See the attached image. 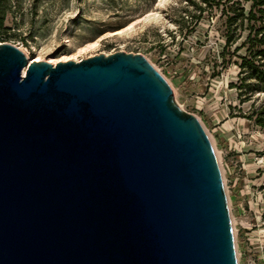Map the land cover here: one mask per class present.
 <instances>
[{
    "label": "water",
    "instance_id": "obj_1",
    "mask_svg": "<svg viewBox=\"0 0 264 264\" xmlns=\"http://www.w3.org/2000/svg\"><path fill=\"white\" fill-rule=\"evenodd\" d=\"M0 264H238L208 133L144 55L0 43Z\"/></svg>",
    "mask_w": 264,
    "mask_h": 264
},
{
    "label": "rangeland",
    "instance_id": "obj_2",
    "mask_svg": "<svg viewBox=\"0 0 264 264\" xmlns=\"http://www.w3.org/2000/svg\"><path fill=\"white\" fill-rule=\"evenodd\" d=\"M7 0L0 43L26 58L74 61L99 54L144 55L176 104L199 117L212 142L227 197L238 264H264V91L221 35L220 11L198 0ZM208 12V13H207ZM156 15L148 20V15ZM193 28V29H192ZM192 29V30H191ZM189 30V33L186 31ZM263 113V115H262ZM250 117V118H249Z\"/></svg>",
    "mask_w": 264,
    "mask_h": 264
},
{
    "label": "trees",
    "instance_id": "obj_3",
    "mask_svg": "<svg viewBox=\"0 0 264 264\" xmlns=\"http://www.w3.org/2000/svg\"><path fill=\"white\" fill-rule=\"evenodd\" d=\"M7 0H0V29L4 28L6 15L10 13ZM195 5L197 13L191 15V23L197 25L207 18L204 11L212 13L220 11L224 18L225 29L221 35L228 47L235 46L234 52L243 51L244 56L240 67L249 71L242 77L255 75V79L264 91V0H198L190 1ZM193 29V28H192ZM191 29V30H192ZM190 31L187 30L186 33ZM263 115V113H262ZM250 118V117H249ZM258 125H263L264 116L257 117Z\"/></svg>",
    "mask_w": 264,
    "mask_h": 264
},
{
    "label": "bare ground",
    "instance_id": "obj_4",
    "mask_svg": "<svg viewBox=\"0 0 264 264\" xmlns=\"http://www.w3.org/2000/svg\"><path fill=\"white\" fill-rule=\"evenodd\" d=\"M163 1L164 0H160L159 1V5H161L162 3H163ZM154 16H156V15H151V14H148L145 18H144V20H148V19H150V18H152V17H154ZM29 61H40V59L39 58H33V59H29ZM48 63H51L52 65H54L56 62L55 61H53V60H51V59H48V60H46ZM24 71L25 70H23V73H24Z\"/></svg>",
    "mask_w": 264,
    "mask_h": 264
}]
</instances>
